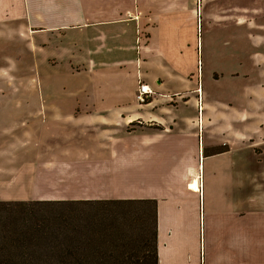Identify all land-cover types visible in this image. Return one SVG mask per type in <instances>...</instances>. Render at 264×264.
Wrapping results in <instances>:
<instances>
[{
    "label": "crops",
    "instance_id": "obj_1",
    "mask_svg": "<svg viewBox=\"0 0 264 264\" xmlns=\"http://www.w3.org/2000/svg\"><path fill=\"white\" fill-rule=\"evenodd\" d=\"M10 1L0 0V20L12 12L15 25L19 21L29 29L33 72L45 97L0 99V132L30 136L24 145L47 155L50 148L41 147L37 137L53 133L56 124L115 131V124L149 116L143 129L128 133L126 146L72 150L73 156L89 158L80 159L75 172H64L62 196L0 201L154 200L157 264H264V53L246 55L249 0ZM255 5L251 0L250 8ZM144 14L156 20L146 44L140 38ZM187 19L193 22L190 33L182 24ZM199 24L205 31L214 24L230 27L235 34L225 36L218 51L207 36L204 51ZM253 36L249 43L264 48V35ZM203 53L213 79L218 80L211 60L220 58L225 66L233 80L227 86L228 96L236 97L233 103L219 102L216 108L205 97ZM136 72L148 86L149 78L157 76L156 89L165 98L144 101L142 107L171 96L175 104L138 111L132 91L118 94L123 75ZM75 73H82L88 85L76 89L78 96L63 97L65 76ZM98 81L103 98L95 96L99 91L92 83ZM57 92L61 97L54 98ZM170 106L173 114L162 113ZM103 152L111 156L105 162L110 175L83 167L99 162L104 168L102 158L93 157ZM138 166L140 176L134 174ZM193 180L196 188L190 185ZM40 183L52 186L54 178Z\"/></svg>",
    "mask_w": 264,
    "mask_h": 264
},
{
    "label": "rangeland",
    "instance_id": "obj_2",
    "mask_svg": "<svg viewBox=\"0 0 264 264\" xmlns=\"http://www.w3.org/2000/svg\"><path fill=\"white\" fill-rule=\"evenodd\" d=\"M250 1L251 0L248 1L249 8L246 11L248 28L246 32L248 39L246 43V55H249L253 52L264 53V48L252 46L249 43L251 40H253L252 36L254 34L264 35V0H252V2H256L254 8H250ZM10 4L13 5V0L10 1ZM11 14L12 12L10 14L6 13V17H3V19L0 20V99L20 100L45 97V95L43 96L39 90L42 85L40 84V81L38 82L35 72H33L34 60L29 49V29L25 28L24 26L21 27L19 25V21L17 22L18 25L16 26V21L12 16L13 14ZM125 17L127 16H124V18ZM146 19H149L148 14H144L142 18L140 17V23L142 24L140 38L142 39V44L144 42L145 44L148 42L151 29L155 27L156 21L153 18H151V21ZM182 24L185 28V32L187 30L190 33L192 29L190 24L193 25V22L187 19L186 23ZM148 25L150 28L147 29ZM202 29L199 24L198 36L202 38V47L204 51L205 49H208L207 43L205 41L207 36H211L213 38V46L211 49L218 51L222 50V39L225 36H233L235 34L234 30L230 27L220 29L217 27V24L211 26L209 30L206 28L205 31L204 26H202ZM139 45L140 42L137 46ZM135 52H137L136 48ZM143 59H145V57ZM219 59L220 58L214 57L211 60L210 65L216 70V78H218V80H215L213 79L211 72H209L210 69H208V65L206 66V64H208L207 58L205 57L204 53L202 55V61L204 62V66L202 68L204 94L205 97L207 96V99H210V101L216 105V108L221 106L219 102L230 104L233 103V99L236 98L233 95L228 96V81L230 80L231 85H233V80L230 79L225 66L222 65L221 60ZM225 61L226 60H224V62ZM247 61L250 62V60ZM138 64L141 72L144 71L145 67H143L142 58ZM79 70H75V72ZM222 72H224V75H221ZM45 77L46 76L43 75L41 76L42 79ZM156 77L157 76L150 77L147 81L150 83V86L148 87L151 89V93L147 97H144L145 99L143 100L145 102L150 99L164 98V96H161L160 93L158 94L156 89ZM123 78H125L123 90L118 94L124 97V95H127V93H131L132 91L130 97L134 99L136 104L139 105L136 106L138 111H154L157 109L159 104H175L173 99L175 96H171L166 98V100L154 102L149 107H142L140 104L143 102L138 101L136 95L138 93V85L142 82L146 83L145 76L139 72L137 74L136 72L134 76L123 75ZM161 80L162 78L159 77V81ZM243 80L246 79H238L236 82H243ZM85 81L86 80H84V75L82 73H75V75L72 76H65L67 90L63 97L78 96V92L75 93V91L76 89L86 87L88 83ZM46 84L47 80L45 81V85ZM92 85L96 88V92L99 91L95 94V96L97 98H103V95H100L105 91L102 88V83L98 81L92 83ZM131 85H133L134 90H132ZM197 93H195L194 96L197 94V107L199 111L201 97L199 91ZM186 96L187 95H184L182 98H186ZM57 97H61L59 92L54 94V98ZM188 108L190 109V106ZM168 109L170 110L162 111V113H174V109L171 106L168 107ZM189 109L185 111L190 113L191 110ZM220 111L222 110L220 109ZM147 114L149 113L147 112ZM147 114H141L142 116H145L140 117L137 119V121H133L129 124H124L122 122L115 124L118 127L115 128V131L108 130L106 127H104L101 131L94 128H91L88 131H81L78 128L81 126L74 122L56 124V130H54L53 133H44L37 137L41 147L50 148L51 151L47 155H45L46 153H32L33 149L30 150L31 147L24 145L25 140H29V138L24 139V137L30 136H25L24 134L17 135L15 132L2 130L0 132V198H43L50 194L62 196L64 192V172L67 174L75 172L81 167L79 160L89 158L88 155L79 156L78 154H75L73 156L70 154L72 150L77 152L78 147L109 148L112 145L126 146L128 133H131L132 130L135 129H143L141 127L146 126L145 122H148L147 116H149ZM192 114H195V112L192 111ZM14 125L15 124H13V126ZM76 128L78 130H75ZM20 148L25 150V152L20 151ZM93 157H98L99 159L102 158V164L104 168H102L99 162H93L95 164L85 163L83 167L90 170H95L97 172H102L101 170L104 169L103 172H106L107 175H110L109 164H106L105 162L109 160L111 156L103 152L101 155H95ZM47 159L48 162H45L44 160ZM106 166L108 167L107 170L105 169ZM98 174L100 175V173ZM134 174H138L139 176L142 174L141 166L136 167ZM48 176L54 178V185L46 186V184H44L45 187L40 186L42 184L40 182L46 179ZM78 208L82 217L83 227H85V235H87V237L92 240V245H90L92 247L96 246L97 243L101 246L108 245L104 242L103 238L109 239L110 234H112L113 236H118L120 239L123 237L124 240H127V238L131 237L130 240L132 244H130L129 247H132L134 250L140 249V247H138L136 244L139 243V238L145 233L150 236L153 231V209L151 204L126 202L114 203L106 200V202L102 201L81 204L78 206ZM106 232L109 234H106ZM121 248V246L117 247L118 251H116L115 259L119 256V264H126L128 263V256L123 253L124 251L121 250Z\"/></svg>",
    "mask_w": 264,
    "mask_h": 264
},
{
    "label": "trees",
    "instance_id": "obj_3",
    "mask_svg": "<svg viewBox=\"0 0 264 264\" xmlns=\"http://www.w3.org/2000/svg\"><path fill=\"white\" fill-rule=\"evenodd\" d=\"M108 201L152 205L153 231L139 238L140 249L129 247L131 237L112 234L103 238L108 245L90 246L78 206L102 201H0V264H119L118 246L128 256L126 264H157L154 200Z\"/></svg>",
    "mask_w": 264,
    "mask_h": 264
},
{
    "label": "built area",
    "instance_id": "obj_4",
    "mask_svg": "<svg viewBox=\"0 0 264 264\" xmlns=\"http://www.w3.org/2000/svg\"><path fill=\"white\" fill-rule=\"evenodd\" d=\"M137 100L140 102H144V97H147L151 93V89H149L148 85L145 83H140L137 87Z\"/></svg>",
    "mask_w": 264,
    "mask_h": 264
},
{
    "label": "bare ground",
    "instance_id": "obj_5",
    "mask_svg": "<svg viewBox=\"0 0 264 264\" xmlns=\"http://www.w3.org/2000/svg\"><path fill=\"white\" fill-rule=\"evenodd\" d=\"M193 188H196V180H193L190 184Z\"/></svg>",
    "mask_w": 264,
    "mask_h": 264
}]
</instances>
